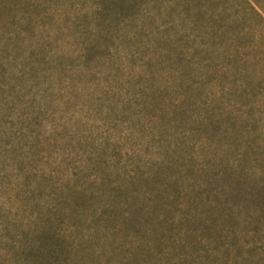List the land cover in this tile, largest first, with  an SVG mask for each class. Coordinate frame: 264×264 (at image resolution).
Wrapping results in <instances>:
<instances>
[{
    "label": "trees",
    "instance_id": "trees-1",
    "mask_svg": "<svg viewBox=\"0 0 264 264\" xmlns=\"http://www.w3.org/2000/svg\"><path fill=\"white\" fill-rule=\"evenodd\" d=\"M263 222L264 0H0V264H264Z\"/></svg>",
    "mask_w": 264,
    "mask_h": 264
},
{
    "label": "rangeland",
    "instance_id": "rangeland-1",
    "mask_svg": "<svg viewBox=\"0 0 264 264\" xmlns=\"http://www.w3.org/2000/svg\"><path fill=\"white\" fill-rule=\"evenodd\" d=\"M261 227V229H262V236H263V240L261 241V242H259L261 245H263L264 244V222L262 223V225L260 226ZM239 234H240V232H238ZM238 237L240 238L239 240H242V242L243 243H245V245H246V252H245V254H246V256L248 255V251H250V249H249V246H248V243L247 242H251V241H254V240H256V238H253V237H248V236H246L245 238L243 237V236H241V235H238ZM242 237V238H241ZM123 238H124V236H123ZM213 239H214V237H212ZM102 240L100 241V242H102V243H104L105 245H109L111 242H112V239L113 238H111V237H107V238H101ZM204 239H205V237H204ZM132 240H134V239H132ZM119 242H120V240H118ZM131 241V237H129V239L127 240V247H129V242ZM123 242V241H122ZM206 242L208 243V241H207V239H206ZM202 247H201V249H203V247H204V244H202L201 245ZM166 249H172L171 247H168V248H166ZM0 253H2V249L0 250Z\"/></svg>",
    "mask_w": 264,
    "mask_h": 264
}]
</instances>
